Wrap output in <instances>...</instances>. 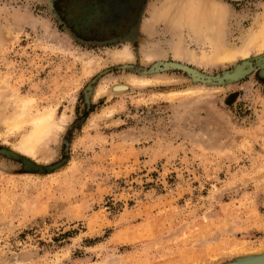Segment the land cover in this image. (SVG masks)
<instances>
[{
  "label": "rangeland",
  "instance_id": "rangeland-1",
  "mask_svg": "<svg viewBox=\"0 0 264 264\" xmlns=\"http://www.w3.org/2000/svg\"><path fill=\"white\" fill-rule=\"evenodd\" d=\"M175 2L0 0V264L264 256V51L200 65L175 57L174 7L154 15ZM217 2L242 47L264 0ZM181 32L188 49L210 51ZM125 50L131 59H116ZM237 66L247 73L227 79ZM25 98L56 121L35 156L18 149L31 126L3 123Z\"/></svg>",
  "mask_w": 264,
  "mask_h": 264
},
{
  "label": "bare ground",
  "instance_id": "bare-ground-1",
  "mask_svg": "<svg viewBox=\"0 0 264 264\" xmlns=\"http://www.w3.org/2000/svg\"><path fill=\"white\" fill-rule=\"evenodd\" d=\"M177 1L179 2H175L168 6L166 5L161 10L162 12H156L154 14L156 16H160L161 19L164 17L168 19L169 15L168 12H166V8H168V11H171L172 9L170 10L169 7H174L171 12V18L168 19V24L170 27H174L180 32L178 33L179 42L174 50L175 57L182 59L184 58L194 63L197 62L200 65V63L208 64L219 63L226 60H233L240 56L246 57L250 55L254 50L261 52L264 51V18L260 29L258 31L253 32L242 47L235 48L229 41L230 39L228 40V33L226 30L228 28V13L224 8L221 7L222 5L218 3L219 1ZM183 28H187L194 35L197 41L201 39L203 44H208V47H210V51L203 50L201 54L198 55L195 51L190 50L186 46H184L183 36L181 34ZM131 57L132 55L127 50H125L118 53L116 59L124 61L127 59H131ZM133 79L134 83L139 82L141 84L144 82L148 83L149 81H151L150 79ZM199 88H197L196 90H187H189V92H194L197 91ZM187 92L184 91V93ZM10 94L8 95L7 99L10 98ZM13 98L15 99V97L12 96V99L10 98V100L13 101ZM10 100H8L9 103ZM32 102L33 101H31L30 99L21 101L18 100L14 113L9 117L3 118L5 119L3 120V123L5 126H7L9 133L16 130H21L28 125L31 126V130H28L27 133L24 132L25 134L22 136L21 140L19 139L20 143H18V149L23 151L27 155L35 156L36 148L39 147L38 145H40V142H42V140L46 136L48 137V135L51 134L50 132H52L54 126L56 127V125H54L56 121L53 122L55 120L54 112L51 109L48 110L46 108L47 110L44 111L35 110L36 108L33 109L32 107ZM7 133H5L4 135L2 134V137L7 136ZM255 264H264V261Z\"/></svg>",
  "mask_w": 264,
  "mask_h": 264
},
{
  "label": "water",
  "instance_id": "water-1",
  "mask_svg": "<svg viewBox=\"0 0 264 264\" xmlns=\"http://www.w3.org/2000/svg\"><path fill=\"white\" fill-rule=\"evenodd\" d=\"M261 60L264 61V54L263 55H260V56H258V57L255 58L256 63L258 65H261L262 67H264L263 64H260V61ZM243 64H245V65L248 64L250 67H253L251 62H245ZM240 69H241V72H238ZM246 73H247V71L246 70H242L241 66H237V68L235 69V71L233 73L228 74L225 77L227 79H230V80H236V79L242 77ZM2 153H4L5 155L14 157V158H17L18 157V155H16L15 153L9 152V151H3ZM23 160H24V163H25L26 168H31V169L32 168L33 169H37L38 168V166L35 165L31 160H29L27 158H23ZM263 261H264V256L262 258H258V259L252 260V261L247 262L245 264H255V263H261Z\"/></svg>",
  "mask_w": 264,
  "mask_h": 264
},
{
  "label": "flooded vegetation",
  "instance_id": "flooded-vegetation-1",
  "mask_svg": "<svg viewBox=\"0 0 264 264\" xmlns=\"http://www.w3.org/2000/svg\"><path fill=\"white\" fill-rule=\"evenodd\" d=\"M113 3H115V2H112V1H110L108 4H106L105 5V7H106V11H109L110 12V7H111V5L113 6ZM115 8V10L117 11V8L116 7H114ZM97 10H99L100 11V13H101V15H100V17H95V12L97 11ZM95 12H94V14H92L91 16H93V18L96 20V21H101L102 19H105L106 17H105V15H104V13L100 10V9H97ZM107 17H109L108 19H112V17L111 16H107Z\"/></svg>",
  "mask_w": 264,
  "mask_h": 264
}]
</instances>
